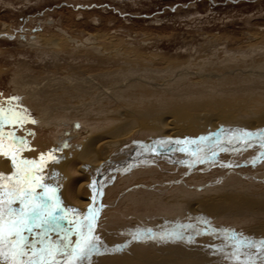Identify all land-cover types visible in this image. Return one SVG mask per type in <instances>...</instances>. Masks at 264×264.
<instances>
[{
  "label": "rangeland",
  "instance_id": "obj_1",
  "mask_svg": "<svg viewBox=\"0 0 264 264\" xmlns=\"http://www.w3.org/2000/svg\"><path fill=\"white\" fill-rule=\"evenodd\" d=\"M35 36L57 39L60 48L42 49ZM170 67L172 74L167 73ZM181 74V94L170 91ZM133 84L165 94L161 102L179 101L186 91L209 110L214 102L233 105L223 112L202 109L220 126L209 132L190 124L202 130L190 138L214 136L186 151H172L186 155L182 165L160 162L166 171L156 167V160L132 163L128 172L115 170L103 180L104 195L97 189L94 203L101 200L103 206L94 232L101 243L84 264H229L237 245L241 261L264 264V255L248 246L264 240V146L251 141L235 145L242 132L264 131V0H0V109L6 116L26 113L35 121L11 124L26 138L25 152L43 137L53 148L58 141L64 156L77 141L67 137L79 135L80 141L88 134L81 123L60 128L57 135L40 132L42 114L28 106L42 92L76 95L70 112L101 102L114 110L132 103L117 93ZM142 93L135 88V99ZM248 117L255 128L245 125ZM177 137L170 139L181 142ZM134 141L143 145L151 139ZM148 166L157 171L151 178L144 175ZM132 173L134 179L122 182ZM124 195L129 199L122 200ZM173 201L181 208L172 209ZM73 217L70 221L84 219ZM60 228L75 243V224L61 221ZM63 232L51 233L53 241L59 242ZM138 233L145 238L134 239Z\"/></svg>",
  "mask_w": 264,
  "mask_h": 264
},
{
  "label": "bare ground",
  "instance_id": "obj_2",
  "mask_svg": "<svg viewBox=\"0 0 264 264\" xmlns=\"http://www.w3.org/2000/svg\"><path fill=\"white\" fill-rule=\"evenodd\" d=\"M33 40L36 42H42L41 44L42 49L44 48L47 49L49 47L50 49L60 48L59 40L57 39L46 41L43 39L41 40V37L39 38L38 36H35ZM172 72H175V69L173 67H170L167 73L172 74ZM117 75L122 77L124 76V73L117 74ZM117 75H116V78H117ZM114 76L110 74L108 75V77H110L111 79H114ZM184 78L185 77L182 75L176 82L173 81V85H171L169 88L170 91L175 90V92H180L178 94H181L180 88H183V85L178 84V83L182 82L184 84L185 82ZM135 88H137V91L143 92L141 95V98H139L140 100L135 99ZM129 91L130 92L133 91V94L131 93V95H128ZM156 93H157L156 90H152L151 88H148L145 85L133 84L132 86H128V89L126 91H118L117 93V96L121 95V96L128 97V100L130 98L133 100L132 103L127 102L128 104H126L125 108L111 110L103 102H101L97 106H95L94 104L95 107H90V106H93V104L88 105L89 107H86V105L82 103L81 105L86 108H83L80 111L76 110L77 112H70L71 108L72 109L75 108L72 104H73V101L76 95L73 96L71 94L67 96L66 94V96L65 95L60 96L57 93H51V94L44 93L45 94L44 95L42 92L41 93L42 97L40 98V100L38 101L36 99L35 101H32V102L30 101L32 104L28 106L37 112L39 111V113L41 112L42 117L44 118V119L41 118V121H40L41 126L38 128L40 132H43L46 130V131H49L50 134L57 135L59 133L60 128L69 126L72 123H81L84 126L83 128L88 130V134H86L80 141H78V139L76 138L79 135H73V136L71 135L70 138L67 137L68 142L74 139H76L77 141L76 142L73 141L72 147H70L69 151L67 150V153L64 155L66 159H64L63 153H61L58 149L59 148L58 141L54 142L56 143V145H58V147L55 148L56 146H54L53 148L52 144L46 145L47 143H49V141L45 142L44 141L45 138L43 137L42 139H38L35 141H33L32 139L33 141L32 150L28 152L16 153L14 149H11L9 147L10 150L8 149L7 156L3 154L4 151L0 152V176L9 177V176L15 175V168L13 164L11 163V157L13 154H15L18 157V159L35 161L37 164L41 163L40 157L43 155L45 156V160L43 161V168L42 170L37 169V174L38 176H41V177L49 176L54 181V184L59 187L58 189L62 191V194H61L62 201H63L61 203L63 204L62 208L70 212H75V213L77 212L76 214L82 217H85L87 216L90 209L92 208L97 209V206H98L97 210L100 211V215H101V212L103 211L102 202L101 200H99V204L97 203V205L95 206L94 203L98 202V200L96 199L97 191H94L92 187L93 185H95V188L97 189L98 181H100L99 178L103 177V180H104L105 178H108V176H111L113 173H116L115 170L120 173H125V170L127 168H130L131 166L130 164L132 163L133 164H138V163L139 164L140 163L150 164V162L153 163L156 160L155 162L158 161V162H164V163L170 164L171 163L170 157L175 156V154H173L172 151H175V150L181 151V149H184L185 151L187 150V148L184 147L185 145L184 143H177L176 141L172 142V140L170 139L171 137H173V139H177L178 138L177 136H179L182 142L184 141L183 140L184 138L192 139L190 137L196 136L198 135V133L200 134L202 130H200L199 132L198 131L196 132L195 129H191L189 127L190 124L193 125L194 128L203 129V130L209 129L208 130L209 132L211 130L213 131L217 130V128L220 126L217 124V120H212L211 117L206 116V114L203 115L204 113H202L203 112L202 109L204 108L205 111L209 109L204 107V104H200L202 103L201 101L195 100L193 98L191 100L190 98L191 95L189 93H186V91L183 96H180L179 101H176V102H174V100H167V99L164 100V102H161L163 99H165L166 97L165 94L157 96L158 94ZM182 93L184 92L182 91ZM33 97L34 96H32V99ZM196 98L198 99L197 96ZM228 103L229 102H226V101L214 102L212 105H210L211 109L207 112L213 111L212 108H214V110H221L222 112L226 111L225 109L229 110L232 108L233 102L230 104ZM192 111H195L198 113L192 114L191 113ZM75 120H80V122L75 121ZM251 120L250 118L248 121H245L243 119V121L245 122V125L247 124L249 128H255L256 122L251 121ZM202 123L204 124L202 125ZM261 123H263L264 125V122H261ZM179 127L181 128L183 127L182 128L183 130L181 129L180 131L178 129ZM178 130L180 131V133H178L177 135H174L175 131H178ZM253 133L264 135V131L263 132H253ZM201 135H200V138H201ZM136 138H139L141 140H147L148 138V139H151V142L147 141L148 143H145L142 145V143H136L134 141V139ZM159 142H162L160 144L163 147H166V149L168 148L169 152H165L162 149V146L155 145L156 143L160 145ZM165 143L168 145L164 146L163 144ZM152 144H154L156 146L155 148H157L155 149L154 154L144 153L142 152L143 150L141 152L138 151L139 148L145 149L147 148V145H150L151 147ZM134 146L135 148H133ZM66 147L68 148V145H66ZM128 151L130 152V154L125 156L128 153ZM50 153L55 157V159H47ZM168 154H171V156H169ZM133 155H135L136 157L132 158ZM180 156L177 155L178 158ZM184 156L186 155L184 154L182 157ZM187 158H188V155H187ZM142 159H146V163L139 162ZM126 161H129L130 164L128 166L122 167L123 163ZM180 164L182 165L183 163H180ZM155 165L157 167L158 163ZM149 167L150 166H148V168ZM139 168L141 170V167ZM154 171L156 170H153L151 167V170L149 168V171L147 170V172L144 175H148L149 178H151L154 175H156ZM126 172L128 171L126 170ZM134 176L135 174L133 175L132 173L130 177L122 179V182L131 181V179H133ZM2 182L7 184L9 189L12 187V184L6 179ZM52 188L56 189V193L58 192L57 187L53 186ZM87 188L88 190H90L91 194L94 195L93 197H91ZM100 191L102 192V195H104L103 181L101 182ZM98 197L99 196H97V198ZM183 199H186V198H183ZM178 204H179L178 202L173 201L172 209H175V208H176L175 210H177L178 208L180 209L181 206H179ZM13 207H15V205H13ZM69 208L73 210H69ZM215 209L216 208L214 207L213 210ZM208 210L211 211L210 208H208ZM216 210H219V209H216ZM227 210L228 208H225V210L223 211L227 212ZM122 224L123 223L121 222V225ZM124 225L126 226V224ZM50 239L53 241L52 235H50ZM233 263H236V262L232 260V262H230L229 264H233ZM0 264H3V262L0 261Z\"/></svg>",
  "mask_w": 264,
  "mask_h": 264
},
{
  "label": "snow or ice",
  "instance_id": "obj_3",
  "mask_svg": "<svg viewBox=\"0 0 264 264\" xmlns=\"http://www.w3.org/2000/svg\"><path fill=\"white\" fill-rule=\"evenodd\" d=\"M25 122L35 123L26 113L11 112V116H6L4 110L0 109V139L5 135L3 132L5 124L22 125ZM250 135L251 133L247 132L242 134L245 141ZM177 143L190 145L196 141ZM21 144L26 146L25 141H21ZM3 148L4 146L0 145V152H3ZM3 154L8 155L7 152ZM47 159L55 157L50 153ZM40 160L41 163L37 164L35 161L18 159L13 154L11 163L15 168V175L0 176V261L3 264H84L101 243L99 237L94 234L98 210L92 208L83 220L70 221L75 224L74 234L78 237L73 243L69 232H63L60 228L59 221L67 219V213L64 216L58 215L64 210L56 195V189L42 183L43 177L37 175V169L43 168L45 156L42 155ZM5 179L12 184L10 189L2 182ZM92 187L96 191L95 185ZM37 188H42L43 192L37 194ZM17 202L19 207H13ZM36 229L40 231H35ZM53 231L58 234L63 232L59 242L50 239V233ZM32 236L35 239H30ZM144 238L139 233L134 237L137 240ZM248 246L257 248L260 254L264 255V240L259 245L249 243ZM241 254V249L237 245L233 253L236 264H252L251 259L247 262L241 261Z\"/></svg>",
  "mask_w": 264,
  "mask_h": 264
},
{
  "label": "flooded vegetation",
  "instance_id": "obj_4",
  "mask_svg": "<svg viewBox=\"0 0 264 264\" xmlns=\"http://www.w3.org/2000/svg\"><path fill=\"white\" fill-rule=\"evenodd\" d=\"M11 124H5L4 126H3V132H4V134H5V137H6V140L5 141H2L1 142V140H0V145H3L4 146V148H3V151L4 152H8V149L10 150V148L11 149H14L15 150V152L16 153H18V152H25L24 150V148L27 146V144H28V142H27V140H26V138H24V137H22L19 133H16V132H14V131H12V127L10 126ZM12 128V129H11ZM13 134V135H9V134ZM68 140V139H67ZM21 141H25L26 142V146H22V144H21ZM12 146H13V148H12ZM16 146V147H15ZM10 147V148H9ZM31 151V150H30ZM28 152V151H27ZM169 156H171V154H168ZM170 159H171V162L173 163V164H176V165H178V163L180 164V162H184V157H177V156H171L170 157ZM178 162V163H177ZM160 162H158V167H160V170H162V169H165L166 171H168V168H166L165 166L166 165H168V166H171V163L170 164H167V163H164V164H166V165H163V166H161L160 164H159ZM130 164V162H124L123 163V165H122V167L123 166H126V165H129ZM140 165V164H139ZM130 167H132V165L130 166ZM10 169V168H9ZM120 169H121V167H120ZM38 175V174H37ZM134 178H135V176H134ZM133 178V179H134ZM46 179V180H45ZM45 180V181H44ZM48 183H47V182ZM42 183H44L45 182V184H47V185H49V187H53V186H55V187H57V193H56V195H57V197H59V199H60V201H61V203L63 202L62 201V196H61V194H62V191L60 190V189H58L59 187L58 186H56L55 184H54V181L48 176H44L43 177V180L41 181ZM97 189H100V187L98 186L97 187ZM97 189H96V191H97ZM112 189H115V185L111 188V190L110 191H112ZM59 191H60V193H59ZM36 192H37V194H41L42 192H43V189L42 188H37L36 189ZM98 192V191H97ZM128 198V196L127 195H124V196H122V199H127ZM129 199V198H128ZM183 199V198H182ZM16 207H19V204L17 203V204H14ZM62 205L63 204H61V207H62ZM63 209V208H62ZM64 211H62V214H60V213H58V215L59 216H64L66 213H67V219H64V220H60L59 221V224H60V222L61 221H66V222H70V220L72 219V218H74L73 217V214L75 215L76 213L75 212H70V211H68V210H66V209H63ZM69 210H73V209H71V208H69ZM69 213V214H68ZM35 231H40V229L39 230H35ZM56 231H53V232H51V233H55ZM51 233H50V235H51ZM57 233V232H56ZM53 236V235H52Z\"/></svg>",
  "mask_w": 264,
  "mask_h": 264
},
{
  "label": "water",
  "instance_id": "obj_5",
  "mask_svg": "<svg viewBox=\"0 0 264 264\" xmlns=\"http://www.w3.org/2000/svg\"><path fill=\"white\" fill-rule=\"evenodd\" d=\"M243 133H245V132H242V133H241V136H242ZM247 133H251V135L248 136V137L246 138V141H245L244 138H243V139H240V140H238V142L235 143V145H240V144H242V143H245V142L251 141V142H253V143H257V144H259V145L264 146V138H263L260 134H256V133H253V132H247ZM213 136H214V134H212V135H205V136H203V137H201V138H199V139H192V140H190V141H196V142H197L196 144H200L201 142L207 140L209 137H213ZM242 137H243V136H242ZM261 137H262V138H261ZM198 140H199V141H198ZM199 142H200V143H199ZM194 144H195V143L190 144V145H186V144H185L184 147H185V148H188V147H190V146H192V145H194ZM147 148L150 149V150H152V149H157V148H155V146H154V147L152 146V148H151L150 145H147ZM167 149H168V148H167ZM153 152H154V151H153ZM99 180H100V181H98V186L101 187V182L103 181V177H102V178H99ZM99 191H100V189H99ZM99 217H100V211H98V215H97V218H96V227H95V230L97 229V225H98ZM94 232H95V231H94Z\"/></svg>",
  "mask_w": 264,
  "mask_h": 264
}]
</instances>
